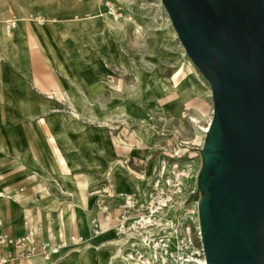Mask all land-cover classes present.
Listing matches in <instances>:
<instances>
[{
	"label": "rangeland",
	"instance_id": "rangeland-1",
	"mask_svg": "<svg viewBox=\"0 0 264 264\" xmlns=\"http://www.w3.org/2000/svg\"><path fill=\"white\" fill-rule=\"evenodd\" d=\"M98 6L102 7L100 19L98 18L100 23L103 24L102 20L107 17L113 24H122L125 27L122 35L116 39L111 36L106 43L96 25H93L89 33L83 32L81 27L71 28L68 33L61 35L64 38L53 28L55 25L52 18L59 21L71 18L78 20L83 13L97 12ZM72 8V12L67 15L58 14ZM22 15L32 17L33 22L25 37L8 33L0 35V52L4 55L2 62L6 63L14 52L21 56L20 50L28 49L35 58L32 64L27 65L30 79L36 74L41 85L52 92L47 79L52 75L59 84L66 85L63 88L70 90L71 95L57 100L54 94L45 91L42 97L49 102L46 110L40 113L33 98H7L0 101V125L11 152L22 153L28 145L30 152L47 167L50 164V154L55 156L57 179L65 189L74 192L75 201L63 198L66 206L63 211L64 206L59 208V201L53 198L57 202L56 209L50 200L52 183H44L33 174H27L28 178L16 187L17 191L22 194L30 193L31 200L28 204L39 199L36 206L46 211H58L60 218L73 215V227H77L75 211L79 209V212H83V208H88L91 213L90 225L91 219L96 217L104 223V227H114L119 218V205L122 203L120 195H143L149 189L158 161L164 158L178 160L186 170L184 191L168 211V216L174 219V225H178L175 220L179 223L188 222L193 229L192 233H195L194 229L198 226L196 206L200 197L196 176L201 167L205 136L200 129L193 127L189 119L198 116L199 125H205L213 106V98L208 83L186 54L161 0H0V20H18L17 17ZM2 25L6 29V22ZM135 26L139 27V33H134ZM66 35L69 37L67 40ZM53 43L58 44L56 47L64 65L57 62ZM50 60L56 65H48ZM74 65H77L86 81L83 91L73 84L70 76ZM16 74L21 78L18 84L28 85L25 92L34 90L41 94L38 86L29 85L21 69L16 70ZM136 74L147 77L151 82L153 80L160 96H163L159 85L161 82L170 84L177 79L179 84H194L195 96L188 103L179 105L180 120L176 115L175 103L168 104L169 111L166 119L163 118L158 102L148 100V83L142 87L144 100L138 105L139 112L130 111L127 114L124 111L136 82ZM10 89L13 90V87ZM49 96L54 98H47ZM30 112L36 113L35 118L46 113V120L40 119V124L45 128L44 134L39 132L37 125L27 124L33 145L29 140H20L15 134L17 128L26 126V116ZM54 118L62 119L63 127L66 128L65 135L55 133L48 124ZM106 136H111L113 140L109 148L101 139ZM78 149L87 155V161L83 160ZM4 155L1 153L0 163L15 169L16 160L10 155ZM30 168L33 169L30 165L20 166L18 170L28 173ZM109 170L110 176L114 175L116 178L112 179L106 174ZM137 180H141L143 189L136 186L134 182ZM121 185L126 188L121 189ZM21 188L23 191H20ZM93 191L96 193L91 194ZM48 192V197L41 196ZM7 200L13 203L12 198ZM98 202L101 203V211L96 209ZM40 204L44 206L41 207ZM19 211L16 207L17 218H20ZM93 214L96 216H92ZM42 217L50 221L52 219L51 213L47 212L39 217L30 216V220L41 219L42 222ZM6 223L3 210L0 224L4 231ZM45 225L44 222L43 227ZM51 227L54 225L51 224ZM54 230L55 227L52 232ZM110 230L112 229L103 231L102 234L109 233ZM74 237L73 242H77V233H74ZM93 238L96 237L92 236ZM193 243L198 246L197 241ZM62 251L68 253L64 248ZM202 258L200 256L197 260Z\"/></svg>",
	"mask_w": 264,
	"mask_h": 264
},
{
	"label": "water",
	"instance_id": "water-1",
	"mask_svg": "<svg viewBox=\"0 0 264 264\" xmlns=\"http://www.w3.org/2000/svg\"><path fill=\"white\" fill-rule=\"evenodd\" d=\"M208 82L196 177L207 264H264V0H161Z\"/></svg>",
	"mask_w": 264,
	"mask_h": 264
},
{
	"label": "bare ground",
	"instance_id": "bare-ground-1",
	"mask_svg": "<svg viewBox=\"0 0 264 264\" xmlns=\"http://www.w3.org/2000/svg\"><path fill=\"white\" fill-rule=\"evenodd\" d=\"M99 13H102L101 6H98L97 12L88 11L86 13H83L79 17L78 20H74L71 18L67 21H59L55 18H52V23H54L57 29L61 30L60 31L61 35L64 32L68 33L69 30H71V28L77 29L78 27H81L83 32L89 33L92 31L93 25H96V29L102 34L103 36L102 38L106 43L109 42V38L111 36H113V38L116 39L118 36L122 35L125 32V27L122 24H113L112 22L108 20L107 17H104L103 20L101 19L103 21V24L100 23L99 17L101 14ZM17 18L18 20L14 18L15 26L12 31H7L2 25V23L10 20L11 18L10 19L4 18L5 19L4 21L0 20V35L2 33H5V34L8 33L10 35H18V36L25 37L26 33H28L29 26H31L33 22V20H31L32 17H29V16L25 17L22 15V16H18ZM134 33H139V27L135 26ZM56 46H58L57 43L52 44V48L54 49L57 55V62L60 65H64V62L62 58L59 56ZM20 51L22 52L21 56H19V53L14 52L13 56H9L7 58L6 63L2 62L4 55L0 52V101H3L7 98L12 99V100H17L20 98L30 97L34 99L35 105L38 104L37 108L39 109V113L44 112L47 108V104L49 101L44 100V98L42 97V93H45V91L48 92V90L41 85V82L36 77V74L32 76V78L30 79L29 68L27 65L30 63V61H33L35 58H33L30 55V51L28 49H21ZM18 69L22 70L23 74L25 75V78L28 79L29 85H32V86L35 85L39 87L41 94L34 90L30 92H25L26 88H28V85H26V83H23V84L17 83L21 80V78L16 74V70ZM70 76L73 79V84L77 85L83 91L86 81L83 75L81 74L80 69L77 67V65L73 66ZM47 79L52 89V92H48V94H52V95L54 94L55 97H57V100H62L64 98L70 97L71 95L70 90H64L56 78H54L52 75H49ZM135 79H136V82L132 86L130 99L127 101L128 105L124 109V111L127 114H129L130 111H133L135 113L139 112L138 105L144 100L143 95H142L143 94L142 87L145 86V84L147 83H148V87L150 88V92L148 94V100L158 102V104L160 105L159 109L163 111L162 115L164 119H166V114L169 111L168 104L175 103V107H176L175 110L177 112L176 115H177V118L180 120L181 112L179 109L180 108L179 105L188 103L195 96V86L192 83L179 84L177 82V79H175L170 84H165L161 82L159 85H161L160 90L163 93V96H160L158 95L159 91L158 92L156 91L157 88L153 80L151 82L149 81L147 77L146 78L141 77L139 74H136ZM204 80L206 81L205 78ZM10 87H13V90H11ZM47 98L51 99L54 97L49 96ZM212 112H213V106H211L210 113L206 120V124L203 126L199 125L200 117L193 116V117H190L189 119L193 127L195 129L196 128L200 129L201 132L204 134V136H205V133L209 129V125L212 119ZM35 114L36 113H33V112L32 113L30 112L27 114L26 119H27L28 125L38 126L40 124L41 118H44V120H46V115H45L46 113H43L37 116L36 118L34 117ZM33 118L36 120H34ZM35 121L37 122L35 123ZM55 123H57V121ZM104 123H107V122L104 121ZM101 139L104 141V145H106V147L108 148L111 146V143H113L111 136H106ZM114 141L116 142L115 139ZM11 151L12 150L7 143L6 136L4 135V132L2 131V127L0 125V152L3 154L7 153L8 155L12 156L13 159L16 160L15 165H17L18 167L20 166L25 167L27 165L32 166L33 169L30 168V170L27 173L28 175L29 174L36 175L44 183L51 182L52 190L50 191V200H53V198H55V200L59 201V208L61 206H64L62 207L63 211L66 207L64 203L65 201L63 200V198H68L67 200L75 201L74 192L65 189L63 187V184L57 179V176H56L57 169L55 167V156L52 153L49 156V159H50L49 167H47V165L45 166L44 164H42L30 152L28 145L26 146V148L24 149V152L22 153H20L19 151H15V152H11ZM77 151L78 153H80L84 161L88 160L87 155H85L80 149H78ZM66 159L70 160V158L68 157H66ZM106 174H108L109 177H112V179L116 178V176L114 175L110 176V170L106 171ZM7 178L8 177L5 176V174L0 172V186L5 183ZM134 183L139 189H143L141 180H137ZM111 187L114 188L113 185ZM125 188H126L125 185L124 186L121 185V189H125ZM15 193L17 192L15 191L13 193H10L4 189L3 190L0 189V214L3 211L1 203L5 200V198H12L15 201L16 200V197L14 196ZM48 195H49V192L41 196L48 197ZM40 205L41 207L44 206V204H40ZM48 211L52 213L51 223L55 227L54 232L61 234L65 238L63 248L65 251H68V255H69L68 258H63L59 261H54L49 264H128V262H126L124 258H122V254L120 252V247H119L120 237H118L113 227L109 233H106V234L100 233L102 235L100 234H99L100 236L96 235L97 237L93 235L96 238L92 239V235L90 234L91 213L88 210V208H83V212H79L80 211L79 209L75 211V216L77 215L76 216L77 217L76 226L78 230V241L77 242H73L72 240V239H75L73 235V229H72L73 220L75 219L74 216L73 215L68 216V217L65 216V217H62L61 220H59L60 214L58 213V211H54L52 209L47 210V212ZM108 230H104V231H108ZM53 235L59 236L57 234H53ZM28 262L33 263V264H45L44 260L39 255L30 257ZM10 263L11 262H6L4 264H10ZM197 263L207 264L205 257H203L200 261H197Z\"/></svg>",
	"mask_w": 264,
	"mask_h": 264
},
{
	"label": "built area",
	"instance_id": "built-area-1",
	"mask_svg": "<svg viewBox=\"0 0 264 264\" xmlns=\"http://www.w3.org/2000/svg\"><path fill=\"white\" fill-rule=\"evenodd\" d=\"M14 26V19L6 21L7 31L13 30ZM185 173V167L178 160L161 159L146 193L120 195L119 218L113 228L122 240L121 254L128 264H191L197 263L198 257H204L197 206L195 233L188 222L175 220L178 225H174V219L168 216V211L183 194ZM91 228L95 236L106 230L96 217L91 220ZM40 230L41 226H38L12 237L5 234L0 225V248L4 249L0 264H27L29 258L36 255L51 261L64 243L56 236L38 239Z\"/></svg>",
	"mask_w": 264,
	"mask_h": 264
},
{
	"label": "crops",
	"instance_id": "crops-1",
	"mask_svg": "<svg viewBox=\"0 0 264 264\" xmlns=\"http://www.w3.org/2000/svg\"><path fill=\"white\" fill-rule=\"evenodd\" d=\"M89 3H91V1ZM74 8H72L71 10H69L67 12H63V13L59 12L58 14L60 16L67 15L70 12H72V10ZM53 28L56 30V32H58L60 34V29H57L55 27H53ZM60 36H61V34H60ZM65 37H66L65 38L66 40L69 38L68 35H66ZM62 38H64V37H62ZM32 63H33V61H30L29 64H32ZM48 65L55 66L56 64H54V62L52 60H50L48 62ZM61 86L63 88L66 85L64 86L63 84H61ZM56 121H57V123H55ZM48 123L55 133L60 134V135H65V129L66 128L63 127L61 118H56V119L54 118L53 121H48ZM36 128L39 130V132L41 134H44L45 128L43 127L42 124H40ZM15 131H16L15 134L18 136V138H20V140L22 139L25 142H27V140H29L31 142V145H33V141L31 139V132H30L29 128L27 127V122H26L25 127L21 126V127L17 128ZM0 155H1V153H0ZM6 156H8V154L4 155V157H6ZM14 166H16L15 169L12 166L10 167V166L5 165V163H0V172H3L4 174H10L11 175L7 178L5 183L0 186V189H2V190L4 189L10 193H13L15 191L17 192L14 194V196L16 197V200L14 201L12 199V202L15 203V205L7 200L9 198H5V200L1 203V206L4 210V213H5L6 218H7L5 231L2 228L3 232H5V234H7L8 236L13 237V236L22 235L29 230L36 229L38 226H41V230L38 231V233H37L38 239H47L49 237L55 236L53 234H57L60 237L59 236H56V237L64 243V241H65L64 236H62L61 234H59L57 232H52L54 227H51L52 223L50 220L46 219V217H44V218L42 217V220H43L42 222L40 221L41 219L30 220V216L31 217L32 216L39 217L40 215L42 216V215H44V213H47V211L40 208L39 206H36V203L38 202L39 199L37 201H35V203H33V204H28L29 201L31 200L30 193L22 194V193H19V191H17L16 187L19 186L24 180H26V177L28 178V175H27V172H19L17 165L14 164ZM7 172H9V173H7ZM126 190H128V189H126ZM20 191H23V188H21ZM93 193H96V191H93L91 194H93ZM51 205L53 207H56V209H58L56 201L54 202L52 200ZM16 207L18 210H20L18 212V214H20L18 217H20L22 220L15 216V208ZM96 209L100 210V211L102 210L101 203H99V202L97 203ZM49 213H51V212H49ZM51 215H52V213H51ZM92 216H96V215L93 214ZM61 219H62V217L59 218V220H61ZM44 222L46 224L45 225L46 227H43ZM100 224L103 225L104 223L102 224L100 221ZM72 229H73V235H74V233H77V235H78L77 227H72ZM108 229H112V227H106V230H108ZM90 233L93 236L91 225H90ZM121 244H122V240L120 239L119 247L121 246ZM3 252H4V249L0 248V255ZM120 252H121V247H120ZM68 256H69L68 253L67 254L64 253V251H62V249H61L60 252L51 259V261H48V262L44 261V263L49 264V263H52L54 261H59L63 258H68ZM10 264H13V262ZM27 264H33V263L28 262Z\"/></svg>",
	"mask_w": 264,
	"mask_h": 264
}]
</instances>
